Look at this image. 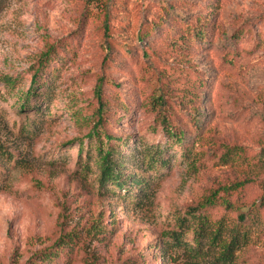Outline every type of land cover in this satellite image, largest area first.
Here are the masks:
<instances>
[{"label": "rangeland", "instance_id": "374dc122", "mask_svg": "<svg viewBox=\"0 0 264 264\" xmlns=\"http://www.w3.org/2000/svg\"><path fill=\"white\" fill-rule=\"evenodd\" d=\"M188 26L203 38L186 42ZM98 83L119 106L95 128ZM158 112L172 125L196 116L198 132L171 143ZM101 130L124 140L113 157L125 180L161 148L142 199L96 183ZM212 190L233 206L206 208L199 241L180 218ZM263 195L264 0H0V264H264V207L219 257L238 205Z\"/></svg>", "mask_w": 264, "mask_h": 264}, {"label": "trees", "instance_id": "16d2710c", "mask_svg": "<svg viewBox=\"0 0 264 264\" xmlns=\"http://www.w3.org/2000/svg\"><path fill=\"white\" fill-rule=\"evenodd\" d=\"M185 36L188 39V41L186 42H189L194 39H202L203 33L200 29L195 30L188 26ZM54 55V46H50L42 54V56L36 63L34 73L31 77L30 87L27 91L33 94V92L39 88L38 84L41 77L46 73L52 72V69L50 68V58ZM3 78L5 85L13 83L10 76H4ZM96 86L97 88L95 96L98 103L96 109L98 118L96 121V125L94 126L95 128L99 125L108 126L110 123H112L113 118L107 115V113L113 107L119 106L117 103H115V101L111 102L109 99H106L104 97L102 93V86L99 83ZM26 96L27 95H25V97ZM194 101V98H192V101H190V103H193ZM183 104L185 107L189 106L187 101H184ZM194 119L198 120L196 116L194 117ZM194 119L184 118L182 119L183 121L181 124L175 123L172 125V123L170 122V117L162 114L161 112H158L155 117L156 125H154L153 127L160 125L161 131H163L165 136L171 140V143L180 144L184 141V135L186 134V132H190L193 134L198 130L199 123ZM184 125L187 126V130L183 128ZM153 130H155V128H153ZM101 132L102 136L99 137L97 147L99 151L104 150V153L100 157L99 172L95 178L96 183L100 186V189L103 188L105 191H112L116 189L121 190L123 187H128V191H125L127 192L125 194L126 198H136L137 201L142 199L151 189L152 185L155 182L154 179L156 178V180H158V178L160 177V173L164 169L166 161L162 158L161 148L159 147V145H157L155 149L146 147V149L143 151L144 155L149 154V157L145 161L146 163H143V166L141 167H134V169L129 173L127 180H125L116 167L119 163L113 157L114 154L118 151V147L121 146L124 140H122L120 137L111 136L104 130H101ZM95 133L96 135H99V130L95 129ZM103 138H107V141H103ZM109 141H111V143H109ZM104 146H106V148ZM128 179L130 180L129 185L126 184V181H128ZM240 184L241 183H238V186ZM132 186H135V189H132ZM236 186L232 185L231 187L226 188L225 191L230 192V190H232ZM217 193L218 190H212L211 193L205 196L197 205L188 207V209L185 211V215L180 218V227L184 225V223H186V216H188L190 219H195L197 239L199 241L203 236L202 230H206L207 213L204 212L207 211L206 208L211 207L216 203L224 205V207L226 208H231V206H233L231 205L232 203H230L231 201H228L227 199L221 200L220 198L216 197ZM263 207L264 195L261 197L260 203L258 205L252 204L245 210L243 206L238 205V207L236 208L238 210V226L233 229V233L230 236L229 241L222 245V251L219 255L222 260L229 261L233 256V251L237 250L242 244H245L246 238H248L246 235V230L248 227L247 222H254L255 220H257L259 209ZM202 211L203 213H201ZM172 235L177 238V236L179 235L178 231L172 230L171 236Z\"/></svg>", "mask_w": 264, "mask_h": 264}]
</instances>
